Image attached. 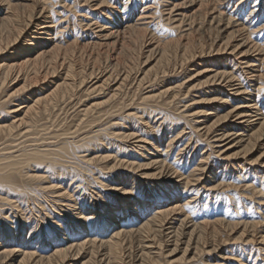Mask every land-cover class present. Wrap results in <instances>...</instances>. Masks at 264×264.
Returning a JSON list of instances; mask_svg holds the SVG:
<instances>
[{
    "label": "rangeland",
    "instance_id": "obj_1",
    "mask_svg": "<svg viewBox=\"0 0 264 264\" xmlns=\"http://www.w3.org/2000/svg\"><path fill=\"white\" fill-rule=\"evenodd\" d=\"M33 1L36 0H9L10 3H15L16 5L20 3L21 6L31 4ZM38 1L37 9L42 7L45 10L47 7L46 10L50 12L46 14L49 16V20L47 19V21L50 22L52 20L51 24H53L51 34L49 35L52 41L44 45L49 49L53 45L59 44V54L51 61L48 60L46 62L48 64L41 63L42 66H38L37 71L31 70L30 66L28 67L29 69L15 68L11 71L12 73L8 72L7 76H5L2 65L4 67V64L7 62H15L17 64L22 62L23 57L21 56L24 53L19 56L11 54L10 51L15 47V44L17 46L23 41L19 38L17 43L9 46L10 48L4 49L2 47V50H0V73L1 75L3 74L2 76L0 75V156L4 157L2 160H12L11 157L17 158L23 152L36 153V156L29 163L21 161L18 164H14L15 166L8 168L14 191L7 190L6 183L0 181V247L6 242L8 245L10 244L9 246L17 247V245H20L30 247L32 250H40L36 252V255L50 254L53 252V248H57V246L61 247L67 241L75 239L82 241V239L87 238H110L109 235H112L116 230L135 228L141 222V218H148L151 215L150 213H159V210L161 211L176 205L177 209L170 212L167 216L169 220L173 218V222L176 219L175 226L179 225L182 218H187L190 223H199V221L209 222L204 229L205 234L203 238L199 239L198 244L195 241L193 244L191 243L189 249L185 251V253L188 252L187 254L183 250L186 245L185 243L180 244L177 241L179 243L176 244L177 248L179 247L177 249L173 244L176 240L174 241L172 237H163L161 233L158 239L157 237L154 239V241H159V238L161 239L162 244L158 245V241H156V244H152L151 241L153 240H149V238V242L146 241L147 239H144L145 241L142 243L139 237L131 239L125 237L117 252L120 260L115 262L112 260L106 247L98 249L100 251L95 248V251H93V247L88 246L85 252L87 255L82 254L79 257L80 259H77V264H81L80 262L85 261L93 254L95 257L105 254L108 259L105 260L107 264H137L139 260L136 255L139 254L140 249H144L146 246H152L149 248L151 250L150 253L157 260L154 263L149 262L146 264H264V240L262 239L264 235V148L256 146L247 156L230 157L227 152L224 154L222 151L227 145L224 148H220V143L217 142L215 136L219 132H216L215 128L207 130L211 123L216 121L218 116L225 114L232 107L241 106V103H238L240 102L239 97L228 93L229 87L225 86L226 81H221L220 79L213 81L217 77L213 78L212 76L217 72L231 73L232 83L235 84L233 87L238 86L245 89L248 93L251 92L253 97L250 99L255 101L258 113H262L260 116L264 117V0H211V2H208V5H206L207 3H197L191 8L182 9V14L185 13L182 16L178 14L175 8L172 9L173 6L170 5L171 0ZM0 5V9L2 8V12L0 10L1 15L5 12L4 9L7 5L5 3H1ZM114 6L117 7L114 8L115 12L112 8ZM20 10L22 11L23 8H20ZM104 13L108 14L109 19H104ZM118 14L122 16L118 17ZM119 19L122 21H118ZM227 20L229 22L232 20L231 24H229L230 27L226 28L227 31L238 28L233 25L234 23L242 24L241 26L243 27L245 26L244 29L242 28L240 35L230 41V45L241 43L242 41L239 39L244 36L250 41L249 45H255L257 50L255 48L254 51L250 50L245 55H242L246 47L231 51L228 46L226 51H218L219 45L226 40V31L222 30L220 32L219 30L221 27H224V24L228 22ZM115 22L119 26L118 24L115 25ZM106 24L110 27L111 31L113 29L112 33L118 31V35L115 33L107 40H103V34L108 32ZM130 24H132V28L137 27L139 24L138 26L140 27L138 28L144 29V37L142 39L134 40L131 38L132 36H128L129 30H123ZM233 27L234 29H232ZM115 28L116 31L114 30ZM187 35L192 37L194 41L191 50L189 49L194 54L193 56H182V51H178L177 54L172 52L162 62H158V45L160 46L174 39H180L181 42H185ZM241 50L242 52H240ZM49 58L46 57V60ZM245 61H252L254 63L249 62L245 64ZM50 63L51 65H49ZM249 64H253L254 66L244 68ZM251 68L252 71L255 70L252 73L250 72ZM56 69L57 71H55ZM63 81L67 87H65ZM58 84H63L61 86H64L62 88L64 90L63 93L61 88L60 91L55 88ZM68 90L70 91L69 94ZM48 92L50 97L58 95L59 98L48 97ZM149 95L152 97L148 98ZM218 97H222V101L220 100L222 104L214 101V99L218 100ZM55 99L58 101H54ZM110 99L113 101L110 102ZM223 100H228V103L231 105L223 103ZM112 102L113 105L111 104ZM141 104L142 106H147L142 107ZM92 105L93 109L90 107ZM27 106L32 107V109L27 110ZM117 109L120 111L118 112ZM128 114L132 116L129 118ZM85 116L87 118L84 119L83 117ZM108 116L112 117L109 118ZM110 119L112 120L110 121ZM233 119L230 118L228 122L226 121L223 128L226 130L230 128L229 130L231 131H236L237 133L240 131L242 133L243 130L234 124L236 121L234 123L231 122ZM141 121L142 123H140ZM193 122L195 125H193ZM120 128L123 129L121 130ZM69 129L71 132H69ZM71 133L73 134L71 135ZM82 133H84L83 137H80L79 135L82 136ZM93 135L97 136L93 137ZM140 137H144L146 143L135 141L136 139L139 140ZM98 138L101 139L99 140ZM43 139L46 141L44 142ZM96 139L101 143H97ZM154 140L156 141V145L161 143V146L157 151L156 149L155 151L149 150L150 154H152L151 157L150 154H147V148H151L150 143ZM58 141L63 142L61 144ZM227 141L229 139H226L224 143H227ZM94 142L96 145H94ZM63 143H66L67 147ZM35 144H39L40 146L38 145V147ZM23 145L26 146L23 147ZM55 146L57 147L54 148ZM62 146L67 148L66 151H61ZM145 146L146 148H144ZM42 148L44 151L41 150ZM234 148L239 150L241 147L236 145ZM51 150H55V152ZM89 151H91L92 155ZM210 151H213V153L219 152L220 154H212ZM51 152L52 154H50ZM155 152L161 154V156L159 155L161 162L154 155L156 154ZM204 157L206 158L204 159ZM200 158L207 162L204 164ZM256 158L258 159L257 161L255 160ZM152 159L161 164L163 163L165 167L166 165H170L167 167L168 169L170 168L171 172L160 175V166L158 167L157 163L156 165L154 164L156 167L152 165L153 167L149 166V168L144 167L143 169L140 167V169H137L138 164H146L147 161L149 162ZM38 160L41 162L40 165H37L39 164ZM128 162L134 163L137 166L131 167L134 168L131 169L125 165ZM46 163H49V165ZM199 163H203L202 166ZM211 163L215 167H210ZM76 164H79L78 166L80 167L77 168ZM195 165H197L196 168ZM193 166L195 171L193 170ZM187 167H189V170ZM228 168L231 172L228 171ZM44 169H47L48 172H45ZM22 172H26L27 174H23ZM60 172H63V176L58 175ZM13 174L14 176L12 177ZM22 175L26 176H23V178ZM45 175L48 176L46 177ZM214 175L218 177L215 178ZM64 176L65 178H63ZM118 177L123 179L119 180ZM121 181L123 182L120 183ZM175 182L176 184L179 183L176 189L177 195L173 196L172 202H166V197L172 192L170 185L171 183L175 184ZM114 186L116 188H121L122 186L125 190L135 191L132 193L133 197H135L136 202L139 200L141 202H138V205L135 202L136 206L132 208L134 210L138 209L140 208V203L144 202L146 212H144V217L141 215L140 221L137 217H135L134 220L136 221H134V216H131V218L133 217L132 219L125 217L126 222L123 220L121 225H114V227L111 225L110 229H106L105 222L108 220V218H105L106 216L101 217L104 221L101 222L102 224L96 220L97 216L102 215V211L106 207V201H110L109 198L113 196H118V191L115 190L113 192L109 190V188H114ZM163 186L165 188H162ZM243 189L245 191H242ZM19 190L22 191L19 192ZM155 200H157V203L154 204L153 201ZM116 203L115 201L113 206H119ZM93 209L96 212V216L92 218L94 220L91 218L87 220L88 218L86 217L88 216L86 215H89L87 212ZM111 211L112 208H109L105 215ZM124 211L130 210L126 207ZM149 211L151 212L149 213ZM132 214L134 213L132 212ZM82 215L85 216L81 219L80 216ZM124 215L126 214L123 213ZM90 221H93V223ZM235 223H238V227L232 228L230 225ZM88 224L93 225L90 230H87L89 228ZM94 225H98L100 228L96 229ZM2 228L4 229L3 232H1ZM181 228L183 229V227ZM69 229L73 231L70 232ZM182 229L181 232L184 231ZM6 230L10 231L13 235L15 234V238L19 239H11V234H8ZM77 230H80L81 233ZM5 231L8 234L6 238H4L5 236L3 237L6 234ZM65 231H68V235H62L65 234ZM83 231L88 233L85 234ZM185 231L187 232L188 230ZM59 235L62 237L60 238ZM37 243L40 244L38 245ZM173 245L177 250L174 249L173 253H171ZM195 245L198 246V250L193 249ZM194 251L198 253L196 256ZM193 252L194 255H191ZM180 257L184 259L180 260Z\"/></svg>",
    "mask_w": 264,
    "mask_h": 264
},
{
    "label": "bare ground",
    "instance_id": "obj_2",
    "mask_svg": "<svg viewBox=\"0 0 264 264\" xmlns=\"http://www.w3.org/2000/svg\"><path fill=\"white\" fill-rule=\"evenodd\" d=\"M106 1V0H105ZM166 1V0H165ZM220 1H223V0H220ZM82 2V1H81ZM104 2V1H103ZM117 2H119V1H117ZM208 2H211V0H171V6H173L172 7V9L173 8H175V10L178 12V14L179 15H184L185 13H183L182 14V9H184V8H191V7H193L195 4H197V3H200V4H206V5H208ZM1 3H5L7 6H6V8L4 9L5 10V12L3 13V14H1L0 15V50H2V47L4 48V49H7V47H9L10 45H12V44H14V43H17V41H18V39L20 38V40L21 41H23L22 43H21V45H20V43H19V45H17L16 46V44H15V47L14 48H12V50L10 51L11 52V54H13V55H19V56H21L23 53H24V55L23 56H21V57H23V59H22V62H20V63H15V62H10V63H6V61H4L6 64H4L5 66L3 67V65H2V68H4V69H2V70H4L5 71V76H7V73L8 72H10V73H12L11 71L13 70V69H24V68H28L29 66V68H31V70L33 69V70H35V71H37V69H38V66H40L41 65V63H46L48 60L49 61H51L56 55H58L59 54V44H55V45H53V47L52 48H49V49H47L46 47L47 46H45L44 44H48L49 42H51L52 40H51V38L49 37V35L51 34L50 32H51V30H52V28H53V24H51L52 22V20H50V22H48L47 21V19L49 20V16L48 15H46L47 13H50V12H48V10H46V8H45V10H44V8L42 9V7L40 8H38L37 9V4L39 3V1L38 0H36V1H33V3H31V4H27V5H20V3H18L19 5H16L15 3L13 4V3H10L9 2V0H0V4ZM62 3V2H61ZM64 3V2H63ZM109 3V2H108ZM107 3V4H108ZM141 3V2H140ZM165 3V2H164ZM170 3V2H169ZM111 4V3H110ZM119 4V3H118ZM136 4V3H135ZM158 4V3H157ZM160 4V3H159ZM165 4H167V3H165ZM219 4V3H218ZM109 5V4H108ZM126 5V4H125ZM132 5V4H131ZM164 5V4H163ZM162 5V6H163ZM1 6V5H0ZM43 6H45V5H43ZM124 6V5H123ZM130 6V5H129ZM165 6V5H164ZM168 6V5H167ZM116 6H114V7H112L113 9L115 8ZM121 7H122V5H121ZM136 7V6H135ZM139 7V6H138ZM20 8H23V10L21 11L20 10ZM109 8H111V7H109ZM117 8V7H116ZM119 8V7H118ZM167 8V7H166ZM169 8H170V6H169ZM2 9V8H1ZM0 9V10H1ZM49 9V8H48ZM113 9H112V11H113ZM125 9H126V6H125ZM124 9V10H125ZM129 9V8H128ZM128 9H127V11H128ZM220 9V8H219ZM3 10V11H4ZM117 10H120V9H117ZM134 10V9H133ZM132 10V11H133ZM135 10H137L136 8H135ZM108 11H109V9H108ZM116 10L114 9V12H115ZM130 11H131V9H130ZM221 11V10H220ZM1 12H2V10H1ZM105 12V11H104ZM118 12V11H117ZM116 12V13H117ZM124 12V11H123ZM122 12V13H123ZM125 12H126V10H125ZM129 12V11H128ZM134 12V11H133ZM174 12V11H173ZM262 12V11H261ZM52 13H54V12H52ZM56 13V12H55ZM101 13V12H100ZM109 13H111V12H109ZM113 13V12H112ZM111 13V14H112ZM219 13V12H218ZM125 14V13H124ZM124 14H123V16H124ZM144 14V13H143ZM160 14V13H159ZM50 15V14H49ZM103 15V14H102ZM120 14H118V17H121L122 15H120ZM129 15V14H128ZM131 15V14H130ZM176 16H178L177 14H175ZM191 15V14H190ZM229 15V14H228ZM57 16V15H56ZM86 16H88V15H86ZM170 16V15H169ZM174 16V15H173ZM175 16V17H176ZM235 16V15H234ZM237 16V15H236ZM231 17V16H230ZM94 19H95V17H93ZM99 18V17H98ZM238 18V17H237ZM57 19V18H56ZM104 19H109V16H108V14H106V13H104ZM117 19V18H116ZM116 19H114V20H116ZM150 19V18H149ZM102 20V19H101ZM113 20V21H114ZM125 20V19H124ZM234 20V19H233ZM89 21H90V19H89ZM88 21V22H89ZM108 21V20H107ZM117 21V20H116ZM118 21H122V20H118ZM187 21V20H186ZM228 22L227 23H225L224 24V27L222 28H220V32L223 30V31H226V40H225V42L224 43H222L221 45H219L220 47H218L217 48V50L218 51H222V50H224V51H226L228 48V46H229V48L231 49V51H235V50H237V49H241L242 47H246V49L242 52V50L240 51V52H242V55H245L246 53H248L250 50H252V51H254L255 50V45H253V44H251V45H249V43H250V41L246 38V37H241L239 40L240 41H242L241 43H238L237 45H230V41H232L236 36H238V35H240V32L242 31V28L244 29V27L243 26H241L242 24H238V23H234L233 25H235L236 27H238L237 29H234V27L232 28V29H234V30H228L227 31V29L226 28H228V27H230L229 26V24H231L230 22H232V20L229 22V20H227ZM236 21V20H235ZM248 21V20H247ZM109 22V21H108ZM119 22V23H120ZM252 22V21H251ZM86 23V22H85ZM90 23V22H89ZM96 23H97V21H96ZM98 23H99V21H98ZM112 23V22H111ZM114 23V22H113ZM116 24L115 25H117L118 23L117 22H115ZM136 23V22H135ZM134 23V24H135ZM139 23V22H138ZM246 23V22H245ZM250 23V22H249ZM248 23V24H249ZM88 24V23H87ZM122 24V23H121ZM137 24V23H136ZM156 24V23H155ZM253 24V23H252ZM139 25V24H138ZM137 25V27H134V28H132V24H130V25H128V26H126L123 30H129V35L128 36H132L131 38L132 39H142L143 37H144V29L142 28V29H140V28H138V27H140V26H138ZM140 25H141V23H140ZM106 26V28L108 27V25L106 24L105 25ZM118 26H119V24H118ZM124 26H125V24H124ZM252 26V25H251ZM250 26V27H251ZM112 27H113V25H112ZM111 27V28H112ZM115 27V26H114ZM141 27H144V26H141ZM206 27V26H205ZM98 28V27H97ZM100 29H101V27H99ZM102 28H105V27H102ZM151 28V27H150ZM204 29V28H203ZM225 29V30H224ZM54 30V29H53ZM115 31H116V28L114 29ZM118 30V29H117ZM122 30V29H121ZM122 30V31H123ZM101 31V30H100ZM104 31H105V29H104ZM108 32L109 31H111L110 30V27H108V30H107ZM112 31H113V29H112ZM112 31L111 32H107V33H104L103 34V40H107L111 35L113 36V34H115L116 33V35H118V31H116L115 33H112ZM121 31V32H122ZM219 31H217L218 33H219ZM53 32V31H52ZM216 32V33H217ZM182 33V32H181ZM122 34V33H121ZM115 35V36H116ZM85 36V35H84ZM147 36V35H146ZM247 36V35H246ZM118 38V37H117ZM128 38V37H127ZM163 38V37H162ZM115 39V38H114ZM54 40V39H53ZM133 40V41H134ZM120 41H122V40H120ZM249 41V42H248ZM106 42V41H105ZM252 42V41H251ZM194 43V41H193V38L192 37H190L189 35H187V37H186V41L185 42H181V40L180 39H174V40H169V41H167V42H165V43H163L162 45H158L157 46V48H158V50H157V55L159 56V58H158V62H162L164 59H166L167 58V56L169 55L170 56V53H176L177 54V52L179 51V52H181L182 51V56H193L194 54H192L191 52H190V50H191V47H192V44ZM54 44V43H53ZM50 45V44H49ZM139 45V44H138ZM149 45V44H148ZM45 46V47H44ZM20 47V48H19ZM10 48V47H9ZM45 48V49H44ZM35 49H37V50H35ZM190 49V50H189ZM256 50H257V48H256ZM223 51V52H224ZM6 52V51H5ZM34 52V53H33ZM239 51H238V53H240ZM2 53V52H1ZM33 53V54H32ZM218 53V52H217ZM21 54V55H20ZM192 54V55H191ZM49 56H50V58H49ZM15 57V56H14ZM20 57V58H21ZM46 57L47 58H49V59H47L46 60ZM185 57V58H186ZM254 57V56H253ZM9 58V57H8ZM57 58V57H56ZM55 58V59H56ZM58 58H59V56H58ZM157 58V57H156ZM169 58V57H168ZM54 59V60H55ZM155 59V58H154ZM170 59V58H169ZM183 59H184V57H183ZM188 59H189V57H188ZM202 59V58H201ZM63 60V59H62ZM186 60V59H185ZM215 60V59H214ZM8 61V60H7ZM57 61V60H56ZM167 61H169V60H167ZM239 61V60H238ZM3 62V61H2ZM116 62V61H115ZM156 62V61H155ZM154 62V63H155ZM249 62H252V61H245V64H248ZM260 62V61H259ZM53 63H56V62H53ZM157 63V62H156ZM252 63H254V62H252ZM46 64H48V63H46ZM49 65H51V63L49 64ZM53 65V64H52ZM42 66V65H41ZM54 66V65H53ZM113 66V65H112ZM164 66V65H163ZM252 66H254L253 64H249V65H247L246 67H244V68H247V67H252ZM157 67V66H156ZM162 67V66H161ZM28 68V69H29ZM254 68V67H253ZM52 69V68H51ZM55 69V68H54ZM64 69V68H63ZM120 69V68H119ZM150 69V68H149ZM155 69V68H154ZM158 69V68H157ZM250 69V68H249ZM47 70V69H46ZM66 70H68V69H66ZM72 70V69H71ZM71 70H69L70 72H71ZM92 70V69H91ZM90 70V71H91ZM232 70V69H231ZM230 70V71H231ZM242 70V69H241ZM248 70V69H247ZM20 71V70H19ZM50 72H51V70H49ZM55 71H57V69L55 70ZM55 71H54V73H55ZM150 71H151V69H150ZM156 71V70H155ZM154 71V72H155ZM159 71V70H158ZM188 71V70H187ZM250 71V70H249ZM255 71V70H254ZM254 71H252V68H251V73L252 72H254ZM34 72V71H33ZM66 72H68V71H66ZM66 72H65V75H66ZM75 72V71H74ZM93 72V71H92ZM97 72V71H96ZM111 72V71H110ZM152 72V71H151ZM4 73V72H3ZM72 73V72H71ZM244 73V72H243ZM37 74V73H36ZM50 74V73H49ZM48 74V75H49ZM53 74V73H52ZM0 75H1V73H0ZM3 75V74H2ZM1 75V76H2ZM9 75V74H8ZM45 75V74H44ZM73 75V74H72ZM242 75V74H241ZM67 76V75H66ZM219 76V77H218ZM45 77H46V75H45ZM213 78H216V79H213V81H218L219 79L221 80V81H226V83H225V86H228L229 87V91H228V93L230 94V95H233V96H236V97H239V99H240V102H238V103H241V106H236V107H232L230 110H228L225 114H223V115H220V116H218V118L216 119V121H214L213 123H211V125H210V127L209 128H207V130H211L210 128H215L216 129V132H219V133H217V135L215 136L216 138H217V142H219L220 143V145L219 144H217V145H219L220 146V148H224V146L225 145H227V147H225L224 149H222V151H223V153L225 154L226 152L228 153V156H230V157H236V156H240V155H242V156H247V154L248 153H250V151L254 148L255 149V147L257 146V147H260V148H264V117H262V116H260V114H262V113H258V111H257V108L258 107H256V103H255V101L252 99H250L251 97H253L252 96V93L251 92H247L245 89H243V88H241V87H233V85H235L234 83H232V77H231V73H227V72H217V73H215L213 76H212ZM234 77V76H233ZM47 78V77H46ZM52 78V77H51ZM28 79V78H27ZM45 79V78H44ZM67 79V78H66ZM156 79V78H155ZM1 80H3V79H1ZM31 80V79H30ZM37 80V79H36ZM248 81V80H247ZM77 82V81H76ZM251 82V81H250ZM249 82V83H250ZM252 82H253V79H252ZM255 82V81H254ZM257 82V81H256ZM3 83V82H2ZM67 83V82H66ZM248 83V84H249ZM49 84V83H48ZM63 84H65V82L63 81ZM63 84H58V85H56V87L55 88H57V90L59 89V91L64 87H61ZM220 84V83H219ZM69 85V84H68ZM254 85V84H253ZM26 86V85H25ZM251 86H252V83H251ZM65 87H67L66 86V84H65ZM71 87V86H70ZM78 87V86H77ZM218 87V86H217ZM254 87V86H253ZM61 88V89H60ZM92 88V87H91ZM108 88V87H107ZM250 88H252V87H250ZM23 89V88H22ZM27 89V88H26ZM54 89V88H53ZM66 89H68V88H66ZM249 89V88H248ZM56 90V89H55ZM58 91V92H59ZM63 89H62V93H63ZM169 91H171V90H169ZM51 92H57V91H51ZM66 93H67V91H65ZM69 90H68V94H69ZM161 92V91H160ZM167 92V91H166ZM165 92V93H166ZM225 92V91H224ZM62 93H60V94H62ZM73 93V92H72ZM155 93V92H154ZM53 94V93H52ZM65 94V93H64ZM115 94V93H114ZM158 94V93H157ZM159 94H161V93H159ZM171 94V93H170ZM173 94V93H172ZM228 94V95H229ZM46 95V94H45ZM47 95H49L48 97H50V94H49V92L47 93ZM54 95V94H53ZM112 95V94H111ZM143 95V94H142ZM156 95V94H155ZM175 95V94H174ZM178 95V94H177ZM62 96H64V95H62ZM114 96V95H113ZM145 96V95H144ZM144 96H142V97H144ZM158 96V95H157ZM169 96H171V95H169ZM169 96H167V97H169ZM186 96V95H185ZM53 97H55V96H53ZM53 97H50V98H53ZM57 98H59V96L57 95L56 96ZM55 97V98H56ZM111 97V96H110ZM142 97H141V99H142ZM146 97V96H145ZM152 97V96H151ZM150 97V95H149V97L148 98H151ZM162 97V96H161ZM174 97V96H173ZM223 97V96H222ZM222 97H218V100L217 99H214V101H218V102H220V100L222 101ZM245 97V98H244ZM49 98V99H50ZM113 98V97H112ZM147 98V97H146ZM156 98V97H155ZM235 98V97H234ZM115 99V98H114ZM144 99V98H143ZM223 99H225V98H223ZM46 100V99H45ZM48 100V99H47ZM107 100V99H106ZM106 100H105V102H106ZM145 100V99H144ZM150 100H152V99H150ZM154 100V99H153ZM168 100H170L169 98H168ZM184 100V99H183ZM54 101H56V99L54 100ZM58 101V100H57ZM56 101V102H57ZM111 101H113V100H111L110 99V102ZM213 101V100H212ZM224 102L223 103H228V100H223ZM51 102V101H50ZM50 102H48V103H50ZM55 102V103H56ZM108 102V101H107ZM162 102H163V100H162ZM101 103V102H100ZM117 103V102H116ZM120 103V102H119ZM143 103V102H142ZM148 103V102H147ZM164 103H165V101H164ZM216 103V102H215ZM221 103V102H220ZM236 103V102H235ZM235 103H234V105H235ZM52 104H54V103H52ZM104 104V103H103ZM112 105H113V102L111 103ZM121 104V103H120ZM222 104V103H221ZM228 104H230V103H228ZM26 105V104H25ZM55 105V104H54ZM114 105H116V104H114ZM231 105V104H230ZM240 105V104H239ZM35 106V105H34ZM106 106H107V103H106ZM110 106V105H109ZM141 106H142V104H141ZM145 106V105H144ZM144 106H142V107H144ZM147 106V105H146ZM145 106V107H146ZM227 106V105H226ZM90 107H92V109H93V105L92 106H90ZM116 107V106H115ZM220 107V106H219ZM99 108V107H98ZM103 108V107H102ZM112 108H114L113 106H112ZM118 108V107H117ZM152 108V107H151ZM260 108V107H259ZM30 109H32V107H29V106H27V110H30ZM86 109V108H85ZM221 109V108H220ZM91 110V109H90ZM261 110V109H260ZM259 110V111H260ZM86 111V110H85ZM84 111V112H85ZM117 111H118V109H117ZM120 111V110H119ZM118 111V112H119ZM131 111V110H130ZM107 112V111H106ZM105 112V113H106ZM132 112V111H131ZM142 112H144V111H142ZM90 113V112H89ZM109 113H111V112H109ZM128 113V112H127ZM150 113V112H149ZM107 114V113H106ZM141 114V113H140ZM83 115H86V114H83ZM88 115V114H87ZM208 115V114H207ZM129 118L132 116L131 114H128L127 115ZM109 117V116H108ZM112 116H110L109 118H111ZM84 119L85 118H87L86 116L85 117H83ZM88 118H89V115H88ZM230 118H234L231 122L232 123H234L235 121V123L234 124H236L237 125V127L239 126L240 128H241V130H243V132L241 133L240 131H239V133H237L236 131H231V130H226L225 128H223V127H225V122L227 121H229L230 120ZM83 120V119H82ZM81 120V121H82ZM112 119H110V121H111ZM144 120H145V118H144ZM143 120V121H144ZM160 120V119H159ZM109 121V122H110ZM108 122V123H109ZM84 123V122H83ZM89 123V122H88ZM91 123V122H90ZM139 123V122H138ZM140 123H142V121L140 122ZM145 123V122H144ZM147 123V122H146ZM231 123V124H232ZM148 124V123H147ZM147 124H146V127H147ZM80 125H81V123H80ZM111 125V124H110ZM114 125V124H113ZM193 125H195L194 124V122H193ZM77 126V125H76ZM148 126H149V124H148ZM219 126H220V128H219ZM231 126V125H230ZM79 127V126H78ZM77 127V128H78ZM227 127V126H226ZM233 127V126H232ZM115 128V127H114ZM113 128V129H114ZM218 128V129H217ZM7 129V128H6ZM75 129V128H74ZM103 129V128H102ZM102 129H100V130H102ZM121 129V128H120ZM123 129V128H122ZM121 129V130H122ZM145 129V128H144ZM149 129V128H148ZM159 129H161V128H159ZM238 129V128H237ZM70 130V129H69ZM76 130V129H75ZM74 130V131H75ZM151 130V129H150ZM204 130H205V128H204ZM64 131V130H63ZM102 131H104V130H102ZM154 131V130H153ZM206 131V130H205ZM204 131V132H205ZM69 132H71V130L69 131ZM73 132V131H72ZM85 132V131H84ZM115 132V131H114ZM123 132V131H122ZM147 132V131H146ZM152 132V131H151ZM61 133V132H60ZM99 133V132H98ZM100 133H101V131H100ZM126 133V132H125ZM153 133V132H152ZM73 133H71V135H72ZM83 134L84 133H82V136L81 135H79L80 137H83ZM97 134V133H96ZM107 134V133H106ZM105 134V135H106ZM132 134V133H131ZM68 135H70V134H68ZM98 135V134H97ZM96 135V136H97ZM162 135V134H161ZM8 136V135H7ZM90 136H92V135H90ZM95 135H93V137H94ZM95 136V137H96ZM107 136H109V135H107ZM113 136H115V135H113ZM121 136V135H120ZM129 136H132V135H129ZM134 136V135H133ZM137 136V135H136ZM177 136V135H176ZM214 136V135H213ZM10 137V136H9ZM68 137V136H67ZM185 137V136H184ZM70 138H72V137H70ZM129 138V137H128ZM127 138V139H128ZM134 138V137H133ZM161 138V137H160ZM4 139H6V138H4ZM10 139V138H9ZM37 139H40V138H37ZM42 139V138H41ZM44 139H46V138H44ZM43 139V140H44ZM49 139H51V138H49ZM54 139V138H53ZM56 139V138H55ZM62 139H64V140H66L65 138H62ZM61 139V140H62ZM68 139V138H67ZM90 139V138H89ZM99 139V138H98ZM101 139V138H100ZM99 139V140H100ZM104 139V138H103ZM102 139V140H103ZM106 139V138H105ZM126 139V140H127ZM167 139V138H166ZM166 139H164V140H166ZM174 139V138H173ZM228 140L229 139V141H227V143H224V141L225 140ZM12 140V139H11ZM10 140V141H11ZM15 140H17L16 138H15ZM34 140V139H33ZM131 140V139H130ZM4 141V140H3ZM22 141V140H21ZM24 141V140H23ZM39 141V140H38ZM41 141V140H40ZM46 140H44V142H45ZM80 141H82V140H80ZM136 142H141V143H146V141H145V138L144 137H140V139L138 140V139H136L135 140ZM156 141H157V139H156ZM155 140L154 141H151V143H150V147L151 148H147L148 149V155L151 153L149 150H154L155 151V149H156V151H157V149L161 146L160 144H158V145H156V142ZM7 142V141H6ZM37 142V141H36ZM59 143H61L62 144V142L61 141H58ZM83 142V141H82ZM96 142L97 143H101V142H98L97 141V139H96ZM23 143V142H22ZM67 143V142H66ZM66 143H63V144H65L66 146L65 147H67V144ZM77 143V142H76ZM158 143V142H157ZM230 143V144H229ZM10 144H12V143H10ZM48 144V143H47ZM72 144V143H71ZM138 144V143H137ZM140 144V143H139ZM36 145V144H35ZM34 145V146H35ZM39 145V144H38ZM38 145H36V146H38ZM70 145V144H69ZM94 145H96L95 144V142H94ZM116 145V144H115ZM131 145V144H130ZM240 146L241 148H239V150H236L234 147L235 146ZM24 146H26V145H23V147ZM33 146V147H34ZM40 146V145H39ZM38 146V147H39ZM41 146H44V145H41ZM50 146V145H49ZM54 146V145H53ZM60 147H61V145H59ZM83 146V145H82ZM147 146V145H146ZM146 146L144 147V148H146ZM29 147V146H28ZM31 147V146H30ZM32 147V148H33ZM37 147V148H38ZM48 147V146H47ZM47 147H46V149H47ZM52 147V146H51ZM57 146H55L54 148H56ZM65 147H63L62 146V148H61V151L62 152H64V151H66V149L67 148H65ZM139 147V146H138ZM170 147H171V145H170ZM95 148H96V146H95ZM2 149V148H1ZM45 149V150H46ZM72 149V148H71ZM91 149V148H90ZM215 149V148H214ZM31 150V149H30ZM41 150H43V148L41 149ZM49 150V149H48ZM58 150H60V148H58ZM137 150V149H136ZM139 150V149H138ZM213 150V149H212ZM220 151H221V149H219ZM218 150V151H219ZM232 150H236V151H232ZM15 151V150H14ZM44 151V150H43ZM50 151V150H49ZM51 151H54L55 152V150H51ZM140 151V150H139ZM142 151V150H141ZM172 151V150H171ZM174 151V150H173ZM18 152V151H17ZM36 152H37V150H36ZM90 152V154L92 155V153H91V151H89ZM93 152V151H92ZM135 153H136V151H134ZM161 152V151H160ZM211 152V151H210ZM230 152V153H229ZM10 153V152H9ZM41 153V152H40ZM47 153V152H46ZM49 153V152H48ZM79 153V152H78ZM156 154H154V155H156V157H158V160H159V155L161 156V154L159 153L158 154V152H155ZM212 154H216V153H219V152H215V153H213V151L211 152ZM11 154V153H10ZM18 154V153H17ZM19 154H21V153H19ZM45 154V153H44ZM50 154H52V152L50 153ZM56 154V153H55ZM54 154V155H55ZM67 154H68V151H67ZM71 154V153H70ZM90 154H89V156H90ZM141 154V153H140ZM164 154H167V153H164ZM163 154V155H164ZM184 154V153H183ZM212 154H210V155H212ZM220 154V153H219ZM12 155V154H11ZM10 155V156H11ZM73 155V154H72ZM151 155V157H152V154H150ZM172 155V154H171ZM203 155V154H202ZM9 156V157H10ZM36 156V153H34V152H23L19 157H17V158H12L11 157V159L12 160H10V159H8V160H2L3 158L0 156V181L1 182H5L6 183V188H7V190H10V191H14V187H13V184H12V182H11V179H10V174H9V167H12V166H15L14 164H18V163H20L21 161L22 162H25V163H29L30 161H32L33 160V158ZM49 156V155H48ZM67 156V155H66ZM86 156V155H85ZM87 156H88V154H87ZM142 156V155H141ZM263 156V155H262ZM16 157V156H15ZM21 157V158H20ZM143 157V156H142ZM148 157V156H147ZM147 157H145V158H147ZM150 157V158H151ZM189 157V156H188ZM224 157V156H223ZM6 158H8V157H6ZM43 158V157H42ZM87 158V157H86ZM108 158V157H107ZM155 158V157H154ZM161 158V157H160ZM165 158V157H164ZM170 158V157H169ZM206 157H204V159H205ZM37 159H39V158H37ZM57 159H59V158H57ZM156 159V158H155ZM149 160V162L147 161L146 162V164H138V166L136 165V164H134V163H127V164H125L127 167L129 166L130 168L131 167H134V166H137L136 168L137 169H140V167H142V169L144 168V167H148L149 168V166H152V165H156V163L158 164V167L160 166V175L162 174V175H164L165 173H170L171 171L168 169V167L170 166H168V165H166V167H165V165L162 163H160V162H158V161H156V160ZM166 159H167V157H166ZM201 159V158H200ZM203 159V160H204ZM47 160V159H46ZM87 160V159H86ZM85 160V161H86ZM118 160V159H117ZM162 160V159H161ZM169 160H171V159H169ZM187 160V159H186ZM202 159H201V162L203 161ZM207 160V159H206ZM223 160V159H222ZM236 160V159H235ZM256 161L258 160L257 158L255 159ZM49 161V160H48ZM95 161V160H94ZM145 161V160H144ZM197 161V160H196ZM213 161V160H212ZM225 161V160H224ZM230 161V160H229ZM39 164H37V165H40V161L38 160L37 161ZM37 162H34V163H37ZM58 162V161H57ZM69 162V161H68ZM118 162V161H117ZM131 162V161H130ZM204 162V164L207 162H205V161H203ZM209 162V161H208ZM228 162V161H227ZM32 163V162H31ZM45 163V162H44ZM65 163V162H64ZM70 163V162H69ZM119 163V162H118ZM170 163V162H169ZM171 163H172V161H171ZM184 163H185V161H184ZM187 163H188V161H187ZM197 164H198V162H196ZM213 163V162H212ZM211 163V164H212ZM220 163H222L221 161H220ZM230 163V162H229ZM46 164H48L49 165V163H46ZM46 164H45V166H46ZM58 164H60V163H58ZM75 164V163H74ZM191 164V163H190ZM202 164L203 163H199V165H201L202 166ZM208 164V163H207ZM210 164V163H209ZM218 164V163H217ZM223 164V163H222ZM259 164V163H258ZM29 165V164H28ZM31 165V164H30ZM77 165V164H76ZM79 165V164H78ZM77 165V166H78ZM154 165V166H155ZM224 165V164H223ZM238 165V164H237ZM237 165H236V167H237ZM19 166V165H18ZM27 166V165H26ZM32 166V165H31ZM36 166V165H35ZM102 166V165H101ZM126 166H124V167H126ZM168 166V167H167ZM184 166V165H183ZM187 166V165H186ZM196 166L197 165H195V168H196ZM215 167V165H210V167ZM227 166V165H226ZM232 166V165H231ZM242 166V165H241ZM255 166V165H254ZM32 167H34V166H32ZM55 167V166H54ZM66 167V166H65ZM80 166H78L77 168H79ZM122 167V166H121ZM153 167V166H152ZM156 167V166H155ZM175 167V166H174ZM204 167H206L205 165H204ZM221 167H222V165H221ZM225 167V166H224ZM228 167V166H227ZM234 167V166H233ZM233 167H230V168H233ZM30 168V167H29ZM38 168H39V166H38ZM46 168V167H45ZM58 169H59V167H57ZM188 168V170H189V167H187ZM193 168H194V166H193ZM195 168L193 169L194 171H195ZM207 168V167H206ZM235 168V167H234ZM239 168V167H238ZM241 168V167H240ZM243 168V167H242ZM246 168H248V167H246ZM16 169V168H15ZM17 169H19V168H17ZM25 169H27V168H25ZM70 169V168H69ZM84 169V168H83ZM128 169V168H127ZM131 169H134V168H131ZM168 169V170H167ZM197 169H198V167H197ZM227 169V168H226ZM229 169V168H228ZM28 170V169H27ZM30 170H31V168H30ZM45 170V169H44ZM44 170H43V172H44ZM47 170V169H46ZM45 170V172H48V170L46 171ZM62 170V169H61ZM60 170V171H61ZM192 170V169H191ZM201 170V169H200ZM202 170H204V169H202ZM210 170H212L211 168H210ZM232 170V169H231ZM14 171V170H13ZM24 171H26V170H24ZM87 171V170H86ZM120 171V170H119ZM141 171V170H140ZM175 171V170H174ZM198 171V170H197ZM213 171H216V170H213ZM222 171V170H221ZM228 171H230V169L228 170ZM235 171H237V170H235ZM16 172H18V171H16ZM31 172H32V170H31ZM70 172V171H69ZM129 172V171H128ZM139 172V171H138ZM145 172V171H144ZM172 172H173V169H172ZM191 172H193V171H191ZM199 172V171H198ZM227 172V171H226ZM231 172V171H230ZM14 173V172H13ZM23 173V172H22ZM53 173H55V172H53ZM89 173V172H88ZM193 173H195V172H193ZM212 173V172H211ZM210 173V174H211ZM222 173V172H221ZM235 173V172H234ZM250 173H251V171H250ZM257 173V172H256ZM23 174H27L26 172L25 173H23ZM29 174V173H28ZM35 174V173H34ZM61 175V176H63V172H60V173H58V175ZM66 174V173H65ZM143 174V173H142ZM151 174V173H150ZM157 174V173H156ZM231 174V173H230ZM229 174V175H230ZM236 174V173H235ZM31 175V174H30ZM37 175V174H36ZM52 175V174H51ZM56 175V174H55ZM59 175V176H60ZM120 175V174H119ZM140 175V174H139ZM138 175V176H139ZM153 175H155V174H153ZM177 175V174H176ZM178 175H179V172H178ZM193 175V174H192ZM197 175V174H196ZM234 175V174H233ZM14 176V174L12 175V177ZM24 175H22V177H23ZM26 176V175H25ZM24 176V177H25ZM44 176V175H43ZM46 176V175H45ZM48 176V175H47ZM46 176V177H47ZM166 176H167V174H166ZM182 176H184V175H182ZM211 176V175H210ZM221 176V175H220ZM232 176V175H231ZM230 176V177H231ZM23 177V178H24ZM146 177V176H145ZM152 177V176H151ZM177 177V176H176ZM179 177H181V176H179ZM185 177V176H184ZM183 177V178H184ZM214 177H215V175H214ZM216 177H218V176H216ZM215 177V178H216ZM38 178H40V177H38ZM63 178H65V176L63 177ZM72 178H73V176H72ZM163 178V177H162ZM173 178V177H172ZM68 179H70V178H68ZM118 179L119 180H122L121 179V177H118ZM126 179V178H125ZM124 179V180H125ZM174 180H175V178H173ZM195 179H197V178H195ZM207 179V178H206ZM211 179V178H210ZM232 179V178H231ZM244 179V178H243ZM12 180H14V179H12ZM72 180V179H71ZM198 180V179H197ZM197 180H196V182H197ZM251 180V179H250ZM57 181V180H56ZM165 181V180H164ZM211 181V180H210ZM234 181V180H233ZM241 181V180H240ZM16 182V181H15ZM117 182V181H116ZM123 181H121L120 183H122ZM243 182V181H242ZM248 182V181H247ZM59 183V182H58ZM149 183V182H148ZM164 183V182H163ZM190 183V182H189ZM220 183V182H219ZM14 184H16V183H14ZM102 184V183H101ZM119 184V183H118ZM117 184V185H118ZM179 184V183H178ZM178 184H176V182H175V184H173V183H171V187L170 188H172V192L170 193V194H168V198L166 197V202H172V198H173V196L174 195H177L176 194V189L178 188ZM199 184H201V183H199ZM225 184V183H224ZM224 184H223V186H224ZM164 185V184H163ZM220 185V184H219ZM246 185V184H245ZM2 186V185H1ZM23 186V185H22ZM154 186V185H153ZM161 186V185H160ZM166 186H167V184H166ZM182 186V185H181ZM227 186V185H226ZM230 186V185H229ZM243 186V185H242ZM19 187V186H18ZM25 187V186H24ZM51 187V186H50ZM49 187V188H50ZM101 187V186H100ZM119 187V186H118ZM142 187V186H141ZM155 187H157V186H155ZM21 188H23V187H21ZM138 188V187H137ZM161 188V187H160ZM162 188H165V186H163ZM162 188H161V190H162ZM180 188V187H179ZM227 188V187H226ZM27 189V188H26ZM151 189H152V186H151ZM181 189V188H180ZM31 190V189H30ZM109 190L110 191H118V193H117V197L115 196H113V197H111V198H109L110 199V201H106V207L104 208V210L102 211V215H99V216H97L98 218H97V222L98 223H101L102 221H103V219H101V217H103V216H106L105 218H108V220L105 222V224H106V229H108L111 225H113V227H114V225H121L123 222V220L125 221V217H127V219L129 218V219H132L131 218V216H134V218H133V220L135 219V217H137L138 219L141 217V215H142V217H144L143 215H144V212H146V207L144 208V202H142V203H140V208H138V209H133L132 207L133 206H136V203H137V205H138V202H141V200H139V201H137L136 202V200H135V197H133V192H135V191H133V190H125L124 189V187H122L121 186V188H116L115 186H114V188L113 187H111V188H109ZM138 190V189H137ZM136 190V191H137ZM248 190H250V189H248ZM17 191V190H16ZM20 191H22V190H19V192ZM242 191H245L244 189L242 190ZM28 192V191H27ZM94 192V191H93ZM138 192V191H137ZM152 192H153V190H152ZM186 192V191H185ZM248 192V191H247ZM62 193V192H61ZM116 194V193H115ZM161 194V193H160ZM32 195V194H31ZM35 195V194H34ZM61 195V194H60ZM66 196H67V194H65ZM150 195H152V194H150ZM247 195V194H246ZM129 196H132V197H129ZM208 196V195H207ZM36 198V197H35ZM64 199V198H63ZM168 199V200H167ZM174 199V198H173ZM135 200V201H134ZM147 200V199H146ZM264 200V199H263ZM92 201V200H91ZM117 202L118 204H119V206H113V203L114 202ZM152 201V200H151ZM40 202V201H39ZM105 202V201H104ZM136 202V203H135ZM146 202V201H145ZM154 202V204L155 203H157V200H155V201H153ZM88 203V202H87ZM90 203V202H89ZM116 203V204H117ZM124 203V204H123ZM198 203V202H197ZM238 203V202H237ZM240 204V203H239ZM263 204V203H262ZM261 204V205H262ZM42 205V204H41ZM72 205V204H71ZM264 205V204H263ZM29 206V205H28ZM60 206V205H59ZM161 206V205H160ZM73 207V206H72ZM128 208V210H130V211H124V209L125 208ZM248 207V206H247ZM41 208V207H40ZM94 208V207H93ZM109 208H112V211L111 212H109V213H107V215H105V213L106 212H108V209ZM154 208V207H153ZM199 208V207H198ZM202 208V207H201ZM43 209H44V207H43ZM88 209V208H87ZM94 209H96V208H94ZM94 209L92 210V211H89V212H87V213H89V215H86V216H88V217H86V218H88L87 220H89L90 218L92 219L94 216H96L95 215V211H94ZM156 209V208H155ZM177 209V206L175 205V206H171V207H168V208H166V209H163V210H159V213H154V214H152V213H150L151 211H149V213L151 214L150 215V217H148V218H141V222L139 223V224H137V226L135 227V228H129V229H121V230H116V232H113L112 233V235H109L110 236V238H106V239H98V238H87V239H82V241H77L76 239V241L75 240H71V241H67L64 245H62L61 247H58L57 246V248H53L54 250H53V252H51L50 254H37L36 255V252H39V251H37V250H32L30 247H24V246H18L17 245V247L16 246H9L8 244H6V242H4L5 244L3 245V246H1L0 247V264H77V259H80L79 257H81L82 256V254H86L85 252H86V247H88V246H90V247H93V251H95V248H97V250L98 249H100V248H105L106 247V249L108 250V252H109V254H110V256L112 257V260L115 262V261H118V260H120V257L118 256V250L120 249V245H122V241L125 239V237H127V238H140V242H142L143 243V241H145L144 239H147L146 241H148V238H149V240H153V241H151L152 242V244L154 243V244H156V241H158V240H156V241H154V239H156V237H157V239H158V237L159 236H161V233L163 234V237L164 236H166V237H172V238H174V241L176 240V242H174L173 244L176 246V244L179 242L180 244H186L185 245V248L183 249L184 250V253H185V251H187L188 249H189V247L191 246V243L193 244V242L195 241V243H197L198 244V241H199V239L201 240L202 238H203V236H204V229L207 227V224L209 223V222H200L199 221V223H190L189 222V220H187V218H182V220H180V222H179V225L178 226H180V227H178V226H175L174 224H176V219H174L175 221L173 222V218L172 219H170L169 220V218L167 219V216H168V214H170V212H172V211H174V210H176ZM85 210H86V208H85ZM149 210V209H148ZM158 210V209H157ZM157 210H155V211H157ZM19 211V210H18ZM190 211V210H189ZM48 212H49V210H48ZM132 212L134 213V214H132ZM51 213V212H50ZM83 213V212H82ZM123 213H125L126 215H124L123 216ZM143 213V214H142ZM100 214V213H99ZM148 214V213H147ZM146 214V215H147ZM69 215V214H68ZM75 215H76V213H75ZM98 215V214H97ZM59 216V215H58ZM70 216V215H69ZM73 216V215H72ZM84 216L85 215H82V216H80V218L82 219V218H84ZM189 216V215H188ZM19 217H20V215H19ZM55 217H57V216H55ZM79 217V216H78ZM187 217V216H186ZM202 217V216H201ZM13 218V217H12ZM207 219V218H206ZM75 220V219H74ZM85 220V219H84ZM92 220H94V219H92ZM77 221V220H76ZM78 221H79V219H78ZM83 221V220H82ZM128 221H130V220H128ZM134 221H136V220H134ZM139 221H140V219H139ZM62 222V221H61ZM64 222V221H63ZM79 222H81V221H79ZM86 222V221H85ZM89 222V221H88ZM91 223H93V221H90ZM104 222V221H103ZM122 222V223H121ZM126 222V221H125ZM133 222V221H132ZM131 222V223H132ZM3 223V222H2ZM77 223V222H76ZM95 223V222H94ZM40 224V223H39ZM43 224V223H42ZM67 224V223H66ZM80 224V223H79ZM102 224V223H101ZM100 224V225H101ZM3 225V224H2ZM1 225V226H2ZM19 225V224H18ZM65 225V224H64ZM81 225V224H80ZM79 225V227H81ZM86 225V224H85ZM89 225V228L87 229V230H90L92 227H93V225H90V224H88ZM228 225H230V224H228ZM238 225V223H235V224H231L230 226L233 228H235L236 226ZM245 225H248V224H245ZM68 226V225H67ZM84 226V225H83ZM95 226V225H94ZM103 226H105L104 224H103ZM123 226V225H122ZM129 226V225H128ZM255 226V225H254ZM51 227V226H50ZM99 226L97 225V226H95V228L97 229ZM124 227V226H123ZM131 227V226H130ZM134 227V226H133ZM181 227H183V229L181 228ZM231 227H230V229H231ZM238 227V226H237ZM236 227V228H237ZM19 228V227H18ZM29 228V227H28ZM27 228V229H28ZM61 228V227H60ZM59 228V229H60ZM67 228V227H66ZM70 228V227H69ZM86 228V227H85ZM100 228V227H99ZM102 228V227H101ZM119 228V227H118ZM191 228V229H190ZM246 228V227H245ZM41 229H43V228H41ZM73 229H74V227H73ZM76 229V228H75ZM80 229V228H79ZM110 229V228H109ZM181 229L182 230H184V231H182L181 232ZM190 229V230H189ZM3 228H2V231L1 232H3ZM8 230V229H7ZM6 230V231H7ZM55 230V229H54ZM62 230H63V228H62ZM70 230V229H69ZM86 230V229H85ZM84 230V231H85ZM86 230V231H87ZM102 230H104V229H102ZM185 230H188L187 232L185 231ZM250 230V229H249ZM6 231H5V233H6ZM43 231V230H42ZM52 231H53V229H52ZM58 231V230H57ZM57 231H56V233H57ZM71 231H73V230H70V232ZM75 231V230H74ZM78 232H80V230H77ZM76 231V232H77ZM83 231V232H84ZM244 231V230H243ZM82 232V233H83ZM92 232H94V231H92ZM205 232H206V230H205ZM211 232V231H210ZM7 233L8 234H11L10 233V231H7ZM5 234V235H3V233H2V235H3V237L4 238H6V237H8V234ZM15 233V232H14ZM21 233H23V232H21ZM44 233H45V231H44ZM43 233V234H44ZM51 233V232H50ZM61 233V232H60ZM68 233V231H65V234H62V235H68L67 234ZM74 233V232H73ZM81 233V232H80ZM85 234H87L86 232H84ZM212 233V232H211ZM20 234V233H19ZM24 234V233H23ZM46 234V233H45ZM55 234V233H54ZM59 234V233H58ZM91 234V233H90ZM89 234V235H90ZM93 234V233H92ZM94 234H95V232H94ZM107 234V233H106ZM1 235V236H2ZM40 235H41V233H40ZM79 235V234H78ZM211 235V234H210ZM215 235V234H214ZM11 239H13V240H18L17 238H15V234L13 235V234H11ZM18 236V235H17ZM31 236V235H30ZM43 236V235H42ZM52 236V235H51ZM60 236V235H59ZM76 236V235H75ZM81 236V235H80ZM83 236V235H82ZM38 237V236H37ZM58 237V236H57ZM62 236H60V238H61ZM79 237V236H78ZM78 237H76V238H78ZM88 237V236H87ZM95 237H97V236H95ZM24 238V237H23ZM40 238V237H39ZM59 238V239H60ZM71 238V237H70ZM74 238V237H73ZM34 239V238H33ZM32 239V240H33ZM49 239V238H48ZM63 239H65V238H63ZM120 239V240H119ZM262 239L264 240V235H263V237H262ZM42 240V239H41ZM244 240V239H243ZM247 240V239H246ZM50 241H51V239H50ZM56 241V240H55ZM63 241V240H62ZM178 241V242H177ZM30 242V241H29ZM36 242V241H35ZM149 242V241H148ZM1 243H2V241H1ZM16 243H17V241H16ZM178 243V244H179ZM26 244V243H25ZM38 244V243H37ZM40 244V243H39ZM38 244V245H39ZM47 244V243H46ZM45 244V245H46ZM149 244V243H148ZM158 244H162L161 243V239L159 238V241H158V243H157V245ZM22 245H23V243H22ZM52 245V244H51ZM173 245V249H171V253H173L172 251H174V249H176L177 248V246H176V248H175V246ZM205 245V244H204ZM42 246V245H41ZM40 247V246H39ZM51 247V246H50ZM52 247H53V245H52ZM152 246H146V248H144V249H140L139 250V254L138 255H136V257H138V263L137 264H146V263H149V262H153L154 263V261H157L156 260V257H154L153 255H151V253H150V249L149 248H151ZM248 247V246H247ZM36 248V247H35ZM44 248V247H43ZM127 248V247H126ZM129 248V247H128ZM167 248V247H166ZM179 248V247H178ZM177 248V249H178ZM123 249V248H122ZM176 249V250H177ZM190 249H192V248H190ZM193 249H195V250H198L199 248H198V246H194V248ZM128 250V249H127ZM132 250V249H131ZM135 250V249H134ZM180 250V249H179ZM98 251H100V250H98ZM102 251V250H101ZM121 251V250H120ZM123 251V250H122ZM136 251V250H135ZM138 251V250H137ZM195 252V251H194ZM194 252L191 254V255H194ZM41 253V252H40ZM43 253H44V251H43ZM102 253V252H101ZM124 253V252H123ZM131 253V252H130ZM129 253V254H130ZM136 253V252H135ZM188 253V252H187ZM187 253H185V254H187ZM107 254V253H106ZM109 254H108V256H109ZM183 254V253H182ZM198 253H196L195 252V256L197 255ZM87 255V254H86ZM124 255V254H123ZM126 255V254H125ZM134 255V254H133ZM184 255V254H183ZM128 256V255H127ZM182 256V255H181ZM195 256H193L194 258H195ZM187 257V256H186ZM189 257V256H188ZM192 257V256H191ZM190 257V258H191ZM96 258V259H95ZM181 259L180 260H182V259H184L183 257H180ZM132 259V258H131ZM187 259V258H186ZM192 259V258H191ZM105 260H108L107 259V256H105V254H100V255H98V256H96L95 257V255L93 254V255H91V257H89V258H87L85 261H83V262H80L81 264H107V262H105ZM126 260V259H125ZM137 260V259H136ZM109 263V262H108ZM131 263V262H130ZM153 263H151V264H153ZM136 264V263H135Z\"/></svg>",
    "mask_w": 264,
    "mask_h": 264
}]
</instances>
